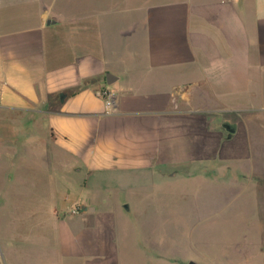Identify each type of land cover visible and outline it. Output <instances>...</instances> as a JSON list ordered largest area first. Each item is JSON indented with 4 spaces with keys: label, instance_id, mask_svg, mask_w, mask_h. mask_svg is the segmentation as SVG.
Listing matches in <instances>:
<instances>
[{
    "label": "crops",
    "instance_id": "1",
    "mask_svg": "<svg viewBox=\"0 0 264 264\" xmlns=\"http://www.w3.org/2000/svg\"><path fill=\"white\" fill-rule=\"evenodd\" d=\"M3 138L22 158L0 165L1 184L24 203L0 193V264H124L122 213L104 203L142 175L230 161L256 176L264 0H0ZM66 187L86 209L62 213Z\"/></svg>",
    "mask_w": 264,
    "mask_h": 264
},
{
    "label": "rangeland",
    "instance_id": "2",
    "mask_svg": "<svg viewBox=\"0 0 264 264\" xmlns=\"http://www.w3.org/2000/svg\"><path fill=\"white\" fill-rule=\"evenodd\" d=\"M219 130L228 135L222 127ZM12 146L11 138L0 140L2 167L22 158L19 146L16 155L6 153ZM257 148L260 151L252 159L259 167L256 176L237 177L241 163L230 161H217L214 170L202 165L189 169L185 164L175 168L173 179L156 172L142 175L141 180L148 183L104 203L122 213L118 241L124 264H187L190 260L198 264H264V145ZM3 168L0 193L21 205L24 201L18 200L13 188L7 191L1 184ZM68 188H63L68 201L57 197L68 205L62 213L75 207L86 209L84 190L77 197L80 189ZM99 191L106 192L101 186ZM122 204L129 205L128 212L119 207ZM3 205L0 203V220L7 214ZM147 220L153 228L148 234L143 224ZM147 259L151 262L146 263Z\"/></svg>",
    "mask_w": 264,
    "mask_h": 264
},
{
    "label": "built area",
    "instance_id": "3",
    "mask_svg": "<svg viewBox=\"0 0 264 264\" xmlns=\"http://www.w3.org/2000/svg\"><path fill=\"white\" fill-rule=\"evenodd\" d=\"M96 94L104 102L105 113H110L115 109V95L108 90H97ZM78 209L75 207L69 213H75Z\"/></svg>",
    "mask_w": 264,
    "mask_h": 264
},
{
    "label": "water",
    "instance_id": "4",
    "mask_svg": "<svg viewBox=\"0 0 264 264\" xmlns=\"http://www.w3.org/2000/svg\"><path fill=\"white\" fill-rule=\"evenodd\" d=\"M54 21H50V23H53ZM110 77H111V75H109V74H107V75H105V80H106V83L107 84H111L112 82H113V80H111L110 79ZM63 94H60L59 95V97L60 98H63ZM222 127L226 130V131H228V132H234V127H233V125H231V124H229V123H224L223 125H222ZM187 264H198V263H196L195 261H192V260H190V261H188V263Z\"/></svg>",
    "mask_w": 264,
    "mask_h": 264
}]
</instances>
